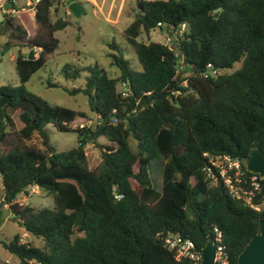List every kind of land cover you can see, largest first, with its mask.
Returning a JSON list of instances; mask_svg holds the SVG:
<instances>
[{"label": "trees", "instance_id": "trees-1", "mask_svg": "<svg viewBox=\"0 0 264 264\" xmlns=\"http://www.w3.org/2000/svg\"><path fill=\"white\" fill-rule=\"evenodd\" d=\"M55 1L36 4L30 38L22 30L2 44L30 50L15 57L19 85H0V225L7 204L12 219L42 240L41 246L21 243L16 234L3 242L5 249L18 264H191L176 260L161 234L179 233L201 251L217 227L228 264H238V254L259 232L264 208L232 198L220 182L212 185L203 153L244 160L260 148L264 155V0H136L124 33L140 69L112 43L115 51L107 56L117 75L90 65L84 87L65 88L86 95L97 123L73 129L77 145L63 152L50 143L45 126L69 131L85 113L51 105L24 86L57 47L55 32L69 24L52 19ZM27 17H2L0 35L15 18ZM159 22L170 33L185 24L171 47L138 40ZM62 69L66 78L79 76L69 64ZM88 143L101 148L93 169ZM158 157L160 189L149 174ZM31 185L51 195L53 206L18 203Z\"/></svg>", "mask_w": 264, "mask_h": 264}, {"label": "rangeland", "instance_id": "rangeland-1", "mask_svg": "<svg viewBox=\"0 0 264 264\" xmlns=\"http://www.w3.org/2000/svg\"><path fill=\"white\" fill-rule=\"evenodd\" d=\"M83 5V13L75 20L70 11L67 12L66 3L63 0L56 2L57 11L53 12L52 19L61 17L69 24L62 30L55 32L58 44L54 52L47 58L45 65L37 70L30 79L24 83L26 90L41 97L51 105L65 106L74 110L82 111L85 117H77L69 124L71 130L60 131L51 123L45 126L49 134L50 143L57 152L70 150L77 145V133L73 129L78 128L79 123L85 126H94L97 117L89 109L87 97L83 93L69 94L65 88L84 87L88 72L87 66L97 64L109 76L118 74V69L110 65V58L107 56L112 43L118 47L121 54L128 59L131 67L140 69V64L134 47L127 43L124 30L133 20L137 12L136 0H73ZM16 5H22L26 0H14ZM27 19L21 21L14 19V27L0 35V85H19V78L15 71V57L20 54L24 57L28 55L30 48L10 45L3 48V43L9 38L24 36L30 38L36 31L33 15L28 14ZM2 17H0V20ZM138 40L143 42H160L165 45H172V35L165 29H154L148 35L141 32ZM38 52V49H35ZM69 64L80 70L79 76L75 79L66 78L63 72V65ZM239 63H235L237 68ZM180 68V66H179ZM120 87V85H118ZM18 120L17 116H14ZM38 144V140L34 139ZM98 143L104 145L106 140L98 138ZM89 168H95L101 159V148L93 143L85 145ZM163 159L158 157L150 163V178L157 189L161 186V166ZM3 192L0 180V202ZM18 203L30 204L34 207H52L53 199L45 190L39 189L38 193H21L17 197ZM2 210V223L0 225V264H14L17 257L9 253L3 246V242H8L14 235L18 234L24 242L35 246H41V238H36L26 232L23 226L12 219V213L5 206ZM7 261L8 263H4Z\"/></svg>", "mask_w": 264, "mask_h": 264}, {"label": "built area", "instance_id": "built-area-1", "mask_svg": "<svg viewBox=\"0 0 264 264\" xmlns=\"http://www.w3.org/2000/svg\"><path fill=\"white\" fill-rule=\"evenodd\" d=\"M63 1L66 3L65 6L69 13L70 9L68 4L73 0ZM38 2L39 0H26L24 4L16 5L14 0H0V17L16 16L20 13L34 15ZM160 25V22L157 23L155 29H159ZM184 29L185 24L183 23L179 29L173 30L171 32L172 40L180 36ZM34 49L37 50L38 48ZM207 68H211L210 64H207ZM123 85L125 84L123 83ZM84 126L83 123L78 124V128ZM203 155L207 161L202 169L212 185L220 182L232 198L243 200L250 207L258 211L264 208V176L248 171L245 167L244 160L238 157L229 154H210L209 152H204ZM38 192L39 187L37 185H31L22 193L33 194ZM118 197L120 195H117ZM254 199H258L259 202L255 203ZM161 237L165 246L173 252L176 260L188 259L191 264H201V251H197L191 239L183 237L179 233L169 231L161 234ZM212 239L214 244V264H228L229 256L224 247L223 234L217 227L214 228V236ZM19 241L24 243L22 238ZM4 263L8 262L5 261ZM14 264H18V260Z\"/></svg>", "mask_w": 264, "mask_h": 264}, {"label": "water", "instance_id": "water-1", "mask_svg": "<svg viewBox=\"0 0 264 264\" xmlns=\"http://www.w3.org/2000/svg\"><path fill=\"white\" fill-rule=\"evenodd\" d=\"M68 6L77 21L79 15L83 13V5L78 1H70ZM244 163L248 171L264 176V155L260 148H254L244 159ZM201 257V264H214V244L212 238L208 239L201 249ZM237 263L264 264V220H260L259 222L258 234L254 235L238 254Z\"/></svg>", "mask_w": 264, "mask_h": 264}, {"label": "crops", "instance_id": "crops-1", "mask_svg": "<svg viewBox=\"0 0 264 264\" xmlns=\"http://www.w3.org/2000/svg\"><path fill=\"white\" fill-rule=\"evenodd\" d=\"M4 208H6V207H5V204H4Z\"/></svg>", "mask_w": 264, "mask_h": 264}]
</instances>
